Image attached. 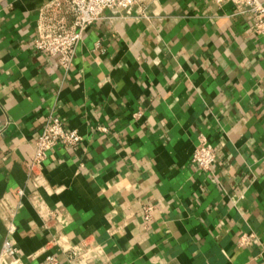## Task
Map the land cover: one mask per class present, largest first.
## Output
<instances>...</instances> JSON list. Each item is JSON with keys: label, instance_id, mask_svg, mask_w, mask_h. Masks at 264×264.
<instances>
[{"label": "crops", "instance_id": "crops-1", "mask_svg": "<svg viewBox=\"0 0 264 264\" xmlns=\"http://www.w3.org/2000/svg\"><path fill=\"white\" fill-rule=\"evenodd\" d=\"M49 1L0 0V253L13 219L23 264H67L76 246L98 249L74 264H264V36L252 16L137 0L92 24L65 70L34 44ZM52 117L82 140L31 172ZM201 140L212 170L194 161Z\"/></svg>", "mask_w": 264, "mask_h": 264}, {"label": "built area", "instance_id": "built-area-1", "mask_svg": "<svg viewBox=\"0 0 264 264\" xmlns=\"http://www.w3.org/2000/svg\"><path fill=\"white\" fill-rule=\"evenodd\" d=\"M218 6L232 4L236 14H249L253 18L251 30L254 34L264 36V0H213ZM137 0H50L39 11L36 27L35 47L57 57L61 68L69 70L74 63L76 50L84 39L87 29L98 21L110 18V15L121 13L130 14ZM82 140V136L75 129L65 126L60 118H51L43 132L34 143L33 162L31 172L40 167L45 161L50 150L58 145L75 150ZM194 161L204 170H212L217 162V152L206 141L201 140L194 153ZM36 187L42 186L38 176L33 179ZM22 193V192H21ZM40 214L49 221L54 212L45 208L40 198H36ZM150 208H146L145 218H150ZM16 232L13 219L7 221V234L4 240L0 264H23L16 256L17 247L12 242ZM249 238L243 240L247 242ZM98 248L90 246H76L64 253L67 264H74L79 260H88L97 255ZM42 264H62L58 255L50 254Z\"/></svg>", "mask_w": 264, "mask_h": 264}]
</instances>
